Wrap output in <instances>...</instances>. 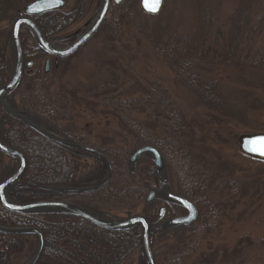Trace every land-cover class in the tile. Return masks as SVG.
<instances>
[{"label": "rangeland", "instance_id": "obj_1", "mask_svg": "<svg viewBox=\"0 0 264 264\" xmlns=\"http://www.w3.org/2000/svg\"><path fill=\"white\" fill-rule=\"evenodd\" d=\"M131 1L130 9L129 7L126 9L120 27H116L114 31L104 28L80 51L64 59L59 67L56 68L52 63L49 71L45 73L46 57H43L37 62L34 60V65L26 69L25 72L30 69L40 71L38 85L45 88L52 105L67 115L66 119L59 116L57 125L49 129L56 134H62V128L72 129L78 139H83L84 146L117 154L129 151L130 154L137 147L124 139L128 132L124 130L118 116L123 117L124 122L125 117L132 116L147 121L148 116L139 111V108L133 112L128 107L117 111L116 101L145 98L141 89L133 88L136 82L144 86L148 82L162 83L169 91V98L182 105L186 120L194 127L192 135L189 136L192 143V154L189 157L193 162H198L203 169L198 178L208 180L216 175L221 176L213 185L207 182L211 188L213 187L214 197L222 200L227 206V213L223 226L217 229L218 233L199 242L196 250L193 246L197 243L195 234L197 221L185 229L179 227L177 230L169 229L168 232L156 234L153 249L157 252V264H174L172 262L177 255L190 253L194 257L209 251L210 248L223 252V248L227 247L230 251L238 246V242L243 238H250L251 247L244 242L246 252L241 251L236 256L230 254L228 260L230 263H226L264 264V162H253L244 156L239 148L240 136H237L245 133H264V73L253 75L251 73L253 70H250V73L241 77L233 67H214L212 71H207L206 79L208 82L213 76L211 79L216 80V104H207L203 100L185 95L182 89L176 88L175 83L180 75L177 76L175 70L170 68L163 57L153 49V44L158 41L161 42V46L166 44L173 46L177 41L179 45L182 44L184 41L177 40V37L187 40L191 36L202 37L206 33L214 35L218 31L235 32L241 25L250 23L248 20L251 19L252 13L255 14L256 20L264 11L257 13V4H252L250 8L246 0H165L161 13L151 16L143 12L141 0ZM242 1L249 6L250 11L252 10L251 14H248V10H242ZM201 18L205 19L204 23ZM9 24L10 36L13 21ZM68 34H71L70 31ZM21 38L29 46H34L32 38H28L27 34L21 35ZM63 38L59 36L58 41ZM5 40L7 38L1 35L0 47ZM249 45L254 48V43ZM110 61L118 62L117 69H114L117 71L114 77L117 92L105 97H95L94 93L98 92L101 86L109 85L111 82L112 68L108 66ZM131 83L133 86L130 87ZM32 88V83H29L26 91L30 93ZM21 94V89L14 91L9 96L8 104L21 105ZM159 95L162 102L167 99L161 93ZM152 110L151 108L149 114H152ZM216 119L224 121L226 125L223 126ZM11 122L20 125L18 121L10 120L0 111V128ZM41 123L47 126L45 121ZM231 133L236 134V140ZM72 155L78 158L81 166L77 176L79 182L93 179L97 160L70 152L69 156ZM176 158L180 163L179 158L177 156ZM6 162L10 169L12 166L17 169L16 162L12 159L7 158ZM165 162L170 170L167 183L179 194L180 185L174 177L173 165L168 160ZM146 164H149L148 159H142L131 172L113 175L111 180L113 188L122 190L135 186L148 188L150 184L155 185L156 182H148L146 173L142 172ZM228 181L236 183L235 190L227 188L228 184L223 185ZM150 190L147 189L145 192L148 194ZM31 197L34 196L26 198ZM133 204H115L103 208V211L111 217L125 219L137 214H146V209L153 212L155 207L157 210L160 206L155 203L145 205L143 202ZM29 258L30 254L25 255L21 261L18 260V264H26ZM139 263V253L133 254L125 262ZM182 264H191V261L183 259Z\"/></svg>", "mask_w": 264, "mask_h": 264}, {"label": "trees", "instance_id": "obj_2", "mask_svg": "<svg viewBox=\"0 0 264 264\" xmlns=\"http://www.w3.org/2000/svg\"><path fill=\"white\" fill-rule=\"evenodd\" d=\"M27 2L29 1L0 0V32L4 31L0 36L4 35L7 38L0 47V86L10 80L13 72V55L9 41L10 36L8 35L10 32L9 23L14 20V14L20 9L21 5L27 4ZM246 2H248L250 8L252 4H257V13L264 11V0H246ZM241 6L242 10H248V14L252 13V10L250 11L249 6L243 1ZM126 9L113 11L112 16L105 24V28L114 31L116 27H120V24L124 21ZM68 16L61 12H55L45 15L43 18H38L37 22L46 38H49L53 36L54 32L58 31L59 27L68 23L70 18ZM201 21L204 23L205 19L202 20L201 18ZM248 21L250 23L244 24L245 27L241 25L235 32L218 31L214 35L206 33L202 37L195 36L193 38L191 36L187 40L175 36L177 40L180 39L184 42L180 45L177 41V44L173 46H167L168 44L161 46V42L158 41L153 44V49L163 57L170 68L175 70L177 76L180 75L179 80L175 83L177 89H182L185 95H189L196 100H203L204 103L215 105L216 80L211 79L213 76L211 78L208 76L210 79L207 82V71H212L214 67L227 66L237 69L241 77L248 74V72L250 73V70H253L251 72L253 75L264 73V12L256 20L255 14L252 13L251 19ZM5 23H7L6 26H2ZM250 43H254V48H251ZM24 46V48H30V51L28 49L25 51V55L30 54V58L27 59L36 60L37 62L45 57V54L36 45L26 46L24 44ZM117 65V61L109 62L108 66L112 68L111 82L109 81V85L101 86L102 88L94 93L95 97H105L110 93L117 92V88L114 86L116 82L114 77L117 75V71L114 69H117ZM39 78L40 71L30 69L26 72L17 88L21 89L22 93L21 105L15 106L10 103V106L24 114L25 118L30 120V123L39 125L43 131L42 133L32 128L24 119L0 107V111L5 113L10 120L20 123V125H15L11 122L5 127L3 125L0 128L1 140L9 147L23 151L28 160V167L22 184L11 191L12 199L21 203L42 200L66 201L87 206L98 213L100 209L115 204H133V202L140 204L147 194L146 190L137 186L117 190L111 184L112 178L107 186L96 192L79 195L75 191L79 187H85L77 177L81 166L77 157L69 156L72 151L67 150L68 147L66 148L64 142L78 145H84L85 143L83 139H78L74 135L72 129L62 128V134H56V132L49 129L53 125H57L59 116L66 119L67 115L61 113L57 107L52 105L50 98L45 93V88L38 85ZM29 83H32L33 86L30 93L26 91ZM138 83L136 82L133 88L141 89L146 97L116 101L117 111L128 107L133 112L139 108V111L141 110L142 113L147 114L148 119L142 121L139 118L130 116L125 117L124 122L123 117L118 116L124 130L128 132V136H124V139L137 148L145 145L156 147L165 160L173 165L174 177L177 178L176 180L179 181L180 185L179 194L194 204L199 213L195 231L197 243L193 246L196 250L199 242L218 233L217 229L223 226V221L226 218L227 206L222 200L214 197L213 187L211 188L208 185V182L213 185V182L220 179L221 176L216 175V177L208 178V180L198 178V175L203 173V169L198 162H193L189 157L192 154V143L189 141V136L192 135L194 127L186 120L182 105L169 98V91L162 83L155 82L152 84V82H148L145 86ZM131 86H133L132 83ZM160 93L167 98L163 102ZM163 106L165 107L163 108ZM148 107L150 108L148 109ZM151 108L153 109L152 114H149ZM216 120L223 126L226 125L224 121ZM44 121L47 126L41 123ZM231 135L236 136L232 133ZM237 136L241 135L238 134ZM91 148L106 156L108 168L105 159L100 155L91 154L98 163L93 175L95 177H92L93 179L89 181H84L89 185V188L96 187L101 183L97 179L104 168H106L104 179L108 177L110 171H112V176L129 172L128 161L131 154H129V151L117 154L112 151ZM73 154L88 156L87 152L81 150H73ZM176 156L181 164L177 162ZM7 158L0 153V182L11 173L13 174L14 170L16 171L13 166L11 169L10 166H7ZM8 159L10 160V158ZM248 159L258 162L251 158ZM12 160L16 162V167H18L17 161ZM142 172L155 179L156 169L151 162L143 167ZM204 172L206 173V171ZM225 184L229 185L227 187L229 189L235 190L236 188L234 182L228 181L223 185ZM41 187H48L51 190H45ZM63 189L75 190L64 191ZM28 196L34 197L26 198ZM103 197L108 202L99 204ZM0 226L38 228L41 230L45 236V249L38 264H125L135 253H139V264H145L140 250V236H137L134 231L109 232L99 229L80 218L57 214H16L7 211L1 204ZM244 242H247L248 246L251 247L250 238H243L238 242V246L232 250L230 249V251L227 247L223 248V252L211 250L210 248L209 251L194 257L190 253H183L177 255L172 263L182 264V260L187 259L191 261V264H227L230 263L228 261L230 254L236 256L241 251L246 252V246H243ZM37 247L38 238L34 235L0 233V264H18V260L21 261L28 254H30L28 262H30ZM155 254L157 257V252Z\"/></svg>", "mask_w": 264, "mask_h": 264}, {"label": "water", "instance_id": "obj_3", "mask_svg": "<svg viewBox=\"0 0 264 264\" xmlns=\"http://www.w3.org/2000/svg\"><path fill=\"white\" fill-rule=\"evenodd\" d=\"M123 0H115L117 4ZM111 0H103L101 9L95 18L93 24L88 30L82 34L74 43L67 47H60L48 42L37 25L32 19L35 15L52 12L62 9L64 7L63 0H35L29 5L25 6L18 13H23V16L17 18L12 26L11 31V47L13 55V73L11 79L0 86V106L11 111L17 117H22V114L14 110L7 101L8 95L20 84L25 67H32V62H25L24 50L21 40V32L23 28L29 30L34 41L38 47L50 57L56 58V64L60 59H65L73 56L80 51L100 30L104 24L109 10ZM164 5V0H159L157 5L156 0H141L142 10L149 15H158ZM155 8V11L152 9ZM50 59L46 61V72L49 71ZM30 125L35 128L31 123ZM79 149H86L83 147H76ZM239 148L243 155L264 162V133L260 134H244L239 138ZM0 153L14 158L18 161V170L2 182H0V204L9 212L21 215H45L58 214L65 216L78 217L86 222L96 226L100 229L110 232H127L136 227L142 231L140 240V249L145 259L146 264H157V260L152 247V229L151 224L145 216L137 215L124 220L116 221L108 219L96 212L87 208L63 201L45 200L27 203H18L11 198V191L18 184H22V179L27 170L28 161L26 155L19 149L7 146L0 138ZM150 158L155 164L159 179L166 183L168 180V170L165 159L158 149L153 146H143L132 152L129 159V171H132L137 162L143 158ZM154 193H151L149 199L151 200ZM170 198L174 203L185 208L188 216L172 220L171 225H190L198 219V211L196 207L188 200L171 195ZM0 233L10 235H35L39 239L37 251L28 264H38L42 258L45 248L44 234L37 228H12L0 226Z\"/></svg>", "mask_w": 264, "mask_h": 264}, {"label": "flooded vegetation", "instance_id": "obj_4", "mask_svg": "<svg viewBox=\"0 0 264 264\" xmlns=\"http://www.w3.org/2000/svg\"><path fill=\"white\" fill-rule=\"evenodd\" d=\"M63 1H64V7L62 9L55 10V11L50 12V13L35 15L32 17V19L39 26L37 19L41 18V17L43 18V16H45L47 14H51V13H55V12H61L64 15H69L70 18H69L68 23L66 25H63L62 27H59L58 31L54 32L53 36L46 38L50 43H52L54 45L69 46L74 41H76L80 36H82V34H84L88 30V28L93 24L95 18L97 17V15L101 9V5H102L103 0H63ZM130 1L131 0H123L121 3L117 4L115 2V0H111L110 10H109L108 16H107L104 24L102 25V27L98 31V34L101 31H103V29L105 28V24L107 23L109 18L112 16L113 11H118L120 9H125L128 7H129L128 9H130V5H131ZM30 3H32V2L29 0L28 4H30ZM14 15H15L14 19L15 18L17 19L22 14L16 12ZM39 28H40V26H39ZM69 31L71 34H68ZM21 34L24 36H26V34H27L28 38L31 37L30 32L26 29H23ZM44 36H45V34H44ZM59 36L64 37V38L59 39V41H58ZM55 38H57V39H55ZM23 43L26 46H29L26 41H23ZM27 49H28V51H30V48H24L25 51ZM25 56H26L25 57L26 60H27V58H30V54L25 55ZM46 60H47V56H46ZM61 62H62V59H60L58 61V64H56V58L51 57L49 66H51L52 63H54L55 67L57 68V67H59ZM88 148L90 149L91 147H88ZM67 150L72 151V153H73V150L70 149L69 147L67 148ZM91 154H95V153L87 152L88 157L95 158ZM107 168H108V166H107ZM105 173H106V168H104L103 172L100 174V176L97 179L98 182L101 181L99 186L89 188V185L86 184L85 182H83L81 184L85 185V187L82 186V187L77 188L76 190L75 189H70V190L77 191V193L79 195L96 192V191L104 188L105 186H107L108 182L110 181V180H107L108 177H106L104 179ZM147 179H148V182L154 181V182H156V184L155 185L150 184L149 186H147L148 188H146V187L142 188L144 190L151 189L149 191V193L144 196L142 202L145 205H151L154 203L160 205V206H158L157 210H156V207H155V211L153 209V212L155 214L152 212V210H149V209H146V214H143L148 218V220L151 224V228H152V232H153V237H152L153 239H154V236L156 234H159V232H164V231L168 232L169 229L177 230L176 228H179V227H181L182 229H185V228H188L191 224H193V223H191L190 225H176V226L171 225L170 222L172 220L179 219V218H185L188 216L187 210L184 209L183 207H181L180 205L174 203L173 200L170 198V196L173 194H176V195H179V194L176 193L172 189L170 184H169V188H165L166 184H164L159 179L158 173H156L155 179H153L151 177H148ZM151 193H154V196L150 200L149 196ZM103 199L99 202V204H104L105 202H108V200L105 197H103ZM80 206H82V205H80ZM82 207H85L87 209L92 210L91 208L84 206V205ZM99 213H102V215H104L105 217H108L111 219H117L114 216L111 217L109 214L107 216V213H105L103 211V209H100ZM65 217H68V216H65ZM133 230L138 232L140 235L141 230L139 227H136Z\"/></svg>", "mask_w": 264, "mask_h": 264}, {"label": "snow or ice", "instance_id": "obj_5", "mask_svg": "<svg viewBox=\"0 0 264 264\" xmlns=\"http://www.w3.org/2000/svg\"><path fill=\"white\" fill-rule=\"evenodd\" d=\"M157 5H159V0H156ZM156 9L153 8L152 11H155Z\"/></svg>", "mask_w": 264, "mask_h": 264}]
</instances>
